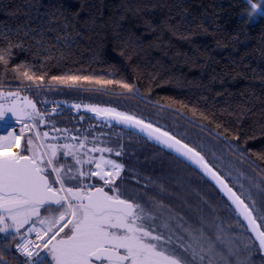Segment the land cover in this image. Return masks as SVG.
Masks as SVG:
<instances>
[{
	"label": "snow or ice",
	"instance_id": "1",
	"mask_svg": "<svg viewBox=\"0 0 264 264\" xmlns=\"http://www.w3.org/2000/svg\"><path fill=\"white\" fill-rule=\"evenodd\" d=\"M245 2L251 11L241 15L249 20L264 5V0ZM122 7L119 18L108 19L91 11L82 17L90 8L87 4L78 11H70L63 3L36 5L35 10L37 19L43 18L46 32L58 33L57 40L71 39L74 31L79 35L80 26L91 28L98 35L102 31L104 39L115 41L119 55L132 60L138 53L130 51L131 42L125 39L124 30L129 17L148 10L149 5L145 2L143 7H133L129 3ZM168 8L161 23L173 34L187 38L178 33L182 26L189 31L208 30L196 16L192 20L199 22L191 28L182 0ZM134 23L140 26V21ZM212 24L219 28L215 17ZM143 27L150 35L161 25L146 22ZM36 31L30 26L20 29L15 40L8 32L0 34V264H264V168L253 167L259 179L244 173L234 175L231 165L224 171L215 162L214 154L213 160L208 159L204 144L189 141L156 122L114 107L73 103L71 108L77 113L83 108L109 127L115 122L133 129L161 151L199 170L202 178L219 189L226 198L227 219L202 215L198 223L190 222L165 203L167 189L163 184L140 173L128 175L123 144L108 146L96 137L89 143L88 135L79 129L73 133L57 126L59 103L49 110L48 102L39 99L45 82L69 87L82 82L119 85L128 93L137 90L123 81L71 72L49 79L47 73L38 75L32 62L13 64L17 49L31 51V45L25 48V43ZM160 39L162 36H157ZM239 43L237 33L233 36L234 51ZM39 46L43 47V41ZM247 55L233 58L231 73L214 75L213 83L219 80L223 84L229 75L233 81L246 78L243 69L250 68L245 63ZM251 71L255 73V69ZM208 91H212L211 86ZM241 96L244 102L234 111L238 118L252 112L247 93ZM227 134L225 129L217 136ZM239 140L233 134L235 144L228 146L243 161L246 157ZM258 158L264 160V152ZM157 185L160 190L154 193L152 188Z\"/></svg>",
	"mask_w": 264,
	"mask_h": 264
},
{
	"label": "trees",
	"instance_id": "2",
	"mask_svg": "<svg viewBox=\"0 0 264 264\" xmlns=\"http://www.w3.org/2000/svg\"><path fill=\"white\" fill-rule=\"evenodd\" d=\"M257 0H254L256 2ZM149 8L140 14L131 15L125 27V39L131 42L130 51L138 53L132 60L119 55L116 42L104 39L91 28L79 27V35L74 31L71 39L57 40L58 33H48L43 18L37 19L36 5L63 3L70 11H78L87 4L89 9L81 13L87 17L89 11L94 15L103 13L105 19L118 17L124 12V4ZM177 0H0V34L8 32L17 39L20 29L30 26L37 31L28 37L25 48L31 45V51L16 50L13 64L32 62L39 74L63 75L68 72L80 75H93L102 79H114L135 86L136 93H128L119 85H97L80 83L75 86L49 85L45 82L39 99L54 104L53 100H68L70 103L98 104L114 107L145 120L153 121L169 130L184 135L189 141L204 144L209 160L221 165L224 171L234 175L256 176L254 166L264 168V160L258 158L264 152V17L249 20L242 13L250 12L245 0H182L187 9L191 28L196 23L192 17L202 19L208 26L207 31H189L185 26L178 33L162 26L168 14V5ZM173 11H176L173 9ZM215 17L219 28L212 24ZM140 21V26L135 21ZM151 22L161 25L156 33L147 35L143 24ZM130 29V31H129ZM134 32L135 35H131ZM41 33H44L43 35ZM239 33L240 41L233 50V36ZM63 35H69L64 33ZM157 36L162 39L157 40ZM139 38V39H138ZM217 39L221 43H217ZM43 41V47L39 42ZM248 53L245 63L250 68L243 71L246 78L232 80L229 75L222 84L215 83L212 77L231 73L232 59L237 60ZM255 69V73L251 71ZM11 80L12 77L9 76ZM211 86L212 91H208ZM60 89L57 97L44 96L43 92ZM52 89V90H50ZM225 90H227L225 92ZM247 93L252 112L238 118L234 111L244 102L241 93ZM217 93H225L217 95ZM146 97V98H144ZM50 104V105H51ZM162 106V107H161ZM204 113V117L200 114ZM89 115V114H88ZM92 116V115H90ZM206 117V118H205ZM100 128H92L91 135L102 139L108 146L124 145L123 162L132 172L142 176H151L163 184L167 191L163 193L165 203L171 206L192 223H198L200 217L227 219L223 197L201 175L186 163L167 151H161L139 134L116 125L109 127L103 121ZM60 124L77 128V120L59 119ZM228 129L227 136H217ZM240 137L239 144L244 148L246 159L243 161L229 149L232 135ZM143 182V181H142ZM242 182L247 184L246 180ZM159 186L152 191L159 192ZM207 201V203L205 202ZM234 223V221H233ZM227 226V225H225ZM3 237H0L2 240Z\"/></svg>",
	"mask_w": 264,
	"mask_h": 264
},
{
	"label": "flooded vegetation",
	"instance_id": "3",
	"mask_svg": "<svg viewBox=\"0 0 264 264\" xmlns=\"http://www.w3.org/2000/svg\"><path fill=\"white\" fill-rule=\"evenodd\" d=\"M52 90L51 92H43L42 94L44 96H48V98L50 96L57 97L58 95H60L61 93H59L58 91L60 89L57 88H53L51 87ZM52 102H54V104H48L47 108L49 110H51L52 107H54L57 103H59L60 107L57 109V112L59 113V115L55 116V121L58 127L60 128H68L70 129L71 132L75 133L76 129H79L80 132L82 134H87L88 135V139H89V143H91L93 136L91 135V131L92 128H100L102 126L101 123H98L96 121H93L94 119L92 118V116L88 115L83 108H81V110L79 111V113H77V111L75 109L71 108V105L73 103L68 102V100H62V99H57V100H53ZM76 103V102H74ZM79 104H88V103H79ZM67 105V106H66ZM84 116L85 119L83 121L80 120V117ZM60 118H65L68 120H77V128H75V126L73 127L72 125H64L62 126V124H60L59 119ZM42 130H47L46 128L42 129ZM93 132V131H92ZM102 139H98L97 138V142H101ZM104 141V140H103Z\"/></svg>",
	"mask_w": 264,
	"mask_h": 264
},
{
	"label": "water",
	"instance_id": "4",
	"mask_svg": "<svg viewBox=\"0 0 264 264\" xmlns=\"http://www.w3.org/2000/svg\"><path fill=\"white\" fill-rule=\"evenodd\" d=\"M86 113L89 114V115H92V116H93V114L90 113V112H86ZM99 121H101V120H99ZM113 125H116L115 122H113ZM116 126L134 132L133 129L125 128L123 125H116ZM165 151H166V150H165ZM172 155H173V154H172ZM173 156H174V155H173ZM185 163H186V162H185ZM186 164H187V163H186ZM190 167H191V166H190ZM191 168H192V167H191ZM192 169H193V168H192ZM195 171H196L199 175L202 176V173H199V170H195ZM204 179H205L207 182H209V183L215 188V190L219 193V195H220L221 197H223L222 194L219 192V189H217V188L215 187V185H214L211 181L207 180V178H204ZM223 199L226 201V198L223 197Z\"/></svg>",
	"mask_w": 264,
	"mask_h": 264
},
{
	"label": "rangeland",
	"instance_id": "5",
	"mask_svg": "<svg viewBox=\"0 0 264 264\" xmlns=\"http://www.w3.org/2000/svg\"><path fill=\"white\" fill-rule=\"evenodd\" d=\"M256 3H259V0H257ZM250 11H251V9H250ZM258 16H263L264 17V5L260 6L259 11H257L251 19L252 20L256 19V18H258Z\"/></svg>",
	"mask_w": 264,
	"mask_h": 264
}]
</instances>
